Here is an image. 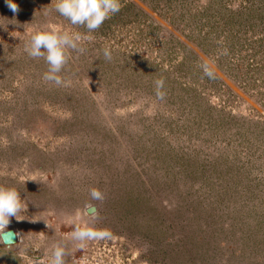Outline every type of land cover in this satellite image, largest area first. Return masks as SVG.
<instances>
[{"label":"rangeland","instance_id":"rangeland-1","mask_svg":"<svg viewBox=\"0 0 264 264\" xmlns=\"http://www.w3.org/2000/svg\"><path fill=\"white\" fill-rule=\"evenodd\" d=\"M13 2L0 0V186L26 210L0 264H48L55 243L66 264H264V0H121L91 33L54 0ZM37 31L81 36L60 86L24 50ZM89 204L112 236L79 249Z\"/></svg>","mask_w":264,"mask_h":264},{"label":"clouds","instance_id":"clouds-1","mask_svg":"<svg viewBox=\"0 0 264 264\" xmlns=\"http://www.w3.org/2000/svg\"><path fill=\"white\" fill-rule=\"evenodd\" d=\"M8 4L13 12L18 11V6L13 0H8ZM54 10L72 25L84 27L91 33L97 31L106 20L121 10V0H54ZM80 40L79 34L37 31L31 35L24 50L30 58L44 59L48 64V70L43 74V80L60 86L64 83L60 73L69 60L67 50L72 49L80 53L84 51L82 47H78ZM223 54H227L226 49ZM103 56L106 60H111L110 49L105 48ZM202 70L204 76L209 79L214 80L216 78L214 70L208 63L202 64ZM154 84L156 97L161 101L164 100L166 97V92L163 90L165 81L157 79ZM89 195L92 201L99 203L105 199L104 193L97 188L90 189ZM25 210L20 194L15 188L0 186V243L11 247L9 241L2 239L7 234L5 229L10 223V218H17ZM87 215L90 222L83 227H75L69 236L74 246L79 249L85 248L90 241L110 239L112 236L109 230L97 229L93 226L99 219L95 205L89 204L87 206ZM12 243L14 242L12 241ZM69 255L66 245L55 243L50 249L48 264H66V257ZM34 264H39V261H34Z\"/></svg>","mask_w":264,"mask_h":264},{"label":"water","instance_id":"water-1","mask_svg":"<svg viewBox=\"0 0 264 264\" xmlns=\"http://www.w3.org/2000/svg\"><path fill=\"white\" fill-rule=\"evenodd\" d=\"M85 210L87 212V208ZM5 233H7V234H5L2 237V239H5V240L9 241V243H12V241L14 242L15 236H14L13 230L12 229H6ZM1 244H3V243H1Z\"/></svg>","mask_w":264,"mask_h":264}]
</instances>
